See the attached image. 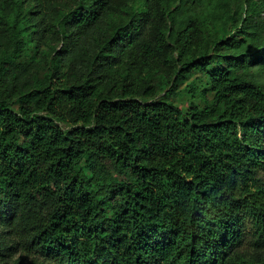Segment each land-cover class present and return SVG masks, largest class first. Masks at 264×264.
I'll list each match as a JSON object with an SVG mask.
<instances>
[{
  "label": "trees",
  "instance_id": "trees-1",
  "mask_svg": "<svg viewBox=\"0 0 264 264\" xmlns=\"http://www.w3.org/2000/svg\"><path fill=\"white\" fill-rule=\"evenodd\" d=\"M246 1L0 0V264H264Z\"/></svg>",
  "mask_w": 264,
  "mask_h": 264
},
{
  "label": "rangeland",
  "instance_id": "rangeland-1",
  "mask_svg": "<svg viewBox=\"0 0 264 264\" xmlns=\"http://www.w3.org/2000/svg\"><path fill=\"white\" fill-rule=\"evenodd\" d=\"M179 1H185V0H174V5L178 6V18H177V29H181L183 19L185 18H192L198 11L204 9V8H213L217 10L219 0H193L194 2L192 4H189L188 6H185V4H179ZM230 5L233 7L234 11L238 13V16L242 15L244 12V9L246 7V0H227ZM254 2H258V0H254ZM261 17L264 18V14H261ZM253 71L255 73V77L258 81L264 84V67L256 66L253 68ZM174 100V98H172ZM240 136H243V133L239 132ZM264 257V252L262 253ZM19 254L15 256L18 257ZM26 264H30V258L26 261Z\"/></svg>",
  "mask_w": 264,
  "mask_h": 264
}]
</instances>
